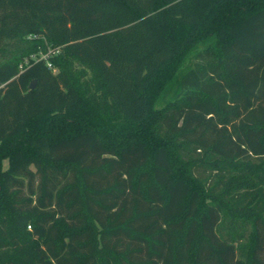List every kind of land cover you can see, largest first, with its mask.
<instances>
[{"label": "trees", "instance_id": "16d2710c", "mask_svg": "<svg viewBox=\"0 0 264 264\" xmlns=\"http://www.w3.org/2000/svg\"><path fill=\"white\" fill-rule=\"evenodd\" d=\"M0 264H264V0H0Z\"/></svg>", "mask_w": 264, "mask_h": 264}, {"label": "rangeland", "instance_id": "374dc122", "mask_svg": "<svg viewBox=\"0 0 264 264\" xmlns=\"http://www.w3.org/2000/svg\"><path fill=\"white\" fill-rule=\"evenodd\" d=\"M163 32L165 34V36H167L168 38H170L177 46V44L179 43V39H180V34L179 31L171 26H166L163 27ZM100 54L99 56L101 57V61H104L103 63L106 64L107 67L111 68L112 67V61L109 57V55L103 50V51H99ZM5 166H7V162L5 161ZM236 182H245L244 180L242 181L241 179H238ZM235 183V181L233 182ZM233 183H231L233 185ZM150 203L142 201V202H138V206L139 208L143 209L146 206H149ZM139 208H137V204L135 202H122L121 205L117 208V210L115 212L112 213V215L110 216V218L114 221H121L124 220L125 218H127L128 216L132 215V213H139V215L134 218L133 222L136 223V221L139 222H145V225H149L151 226L152 223H155L154 225H157L156 227H154L152 229V231H156V237H160L159 239H162L164 241H166V234L162 235L161 232L162 230H160V226L158 225V221H160V219H158V212L156 208H147L146 212H139ZM157 222V224H156ZM159 240L158 242V246L163 244V241ZM161 241V242H160ZM161 243V244H160Z\"/></svg>", "mask_w": 264, "mask_h": 264}, {"label": "water", "instance_id": "95a60500", "mask_svg": "<svg viewBox=\"0 0 264 264\" xmlns=\"http://www.w3.org/2000/svg\"><path fill=\"white\" fill-rule=\"evenodd\" d=\"M35 83H36V81L35 80H32L31 81V84H30V87L33 88L35 86Z\"/></svg>", "mask_w": 264, "mask_h": 264}, {"label": "built area", "instance_id": "2783aa9c", "mask_svg": "<svg viewBox=\"0 0 264 264\" xmlns=\"http://www.w3.org/2000/svg\"><path fill=\"white\" fill-rule=\"evenodd\" d=\"M43 56H45V55H43Z\"/></svg>", "mask_w": 264, "mask_h": 264}]
</instances>
